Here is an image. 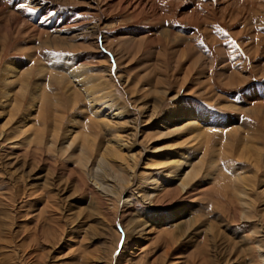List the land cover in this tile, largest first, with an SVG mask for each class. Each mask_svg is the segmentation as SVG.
I'll list each match as a JSON object with an SVG mask.
<instances>
[{
	"label": "rangeland",
	"instance_id": "rangeland-1",
	"mask_svg": "<svg viewBox=\"0 0 264 264\" xmlns=\"http://www.w3.org/2000/svg\"><path fill=\"white\" fill-rule=\"evenodd\" d=\"M0 5V130L17 131L30 103L31 92L22 113L6 125L2 79L14 60L29 67L30 91L40 78L47 91L33 128L40 123L36 131L49 136L54 112L63 137L87 106L83 90L94 88L100 95L106 89L79 85L74 106L66 89L39 73L46 59L74 56L96 65L89 74L104 78L107 91L134 116L136 107L154 109L155 120L143 125L133 152L141 157L139 175L157 171L181 151L188 160H203L189 194L143 202L131 189L133 204L122 208L118 197L95 191L78 163L80 151L70 158L41 148L42 136L34 143L0 141V264H261L254 249L263 234L253 231L264 226V0H0ZM13 18L24 20L26 30ZM61 29L79 36L69 40L75 48L47 43ZM255 107L261 110L253 113ZM184 108L232 120L238 131L211 129L205 142L177 148L185 137L166 130L155 134L154 128ZM90 133L104 141L97 129L90 127ZM246 150L258 151L261 164L251 219L240 215L231 186L234 175L255 172L237 154Z\"/></svg>",
	"mask_w": 264,
	"mask_h": 264
},
{
	"label": "bare ground",
	"instance_id": "bare-ground-1",
	"mask_svg": "<svg viewBox=\"0 0 264 264\" xmlns=\"http://www.w3.org/2000/svg\"><path fill=\"white\" fill-rule=\"evenodd\" d=\"M31 4L37 5V7L41 6V4L35 3V1ZM16 15L18 16L15 12V16ZM19 19L20 18H13L14 23L23 26L24 29L27 28L28 25L23 24L24 20L21 21ZM66 26H70V24H67ZM62 29L59 30L61 32L57 34H55V32L50 34V36L48 35L47 38L49 42L47 43L55 48L66 47L73 49L74 45L72 42L70 43L69 40L70 38H77L79 36L75 33L71 36L72 32H74L70 30L71 28L68 30ZM91 30L93 32L94 29ZM38 33L40 34V31ZM47 46L49 45L47 44ZM57 58L46 59V65L43 64L41 67L39 65V73L41 75L45 74L49 79L55 80L58 85L60 84L63 89H66L65 91L70 93L69 101H71L70 103L72 105L75 106L79 102L77 99V91L81 86L95 85V88L100 89L101 84L102 86L105 84V90L100 89V91L98 89L100 93L102 91L104 92L97 95L99 94L96 92L97 89L94 91L93 88L94 92L92 90L89 91V88L87 89L88 91L83 90L82 93L86 95L87 106L82 108L84 110H82L83 112L81 116L77 117V119L72 122L73 127L69 128L63 137H61L59 122L56 120L54 112L52 114L54 126L51 130V134L46 136L44 133H40L39 130L36 131V128L41 126L40 123H38L37 126H34V132V120L32 119L36 120L41 118L45 105V98L47 97L45 93L47 91L41 78L38 84H36L32 88V91H30L29 81L31 77L29 75H31V73L28 69L29 67L19 64V61L10 60L5 66L2 79L4 85L2 91V97L4 99L3 104L5 106L4 110L8 111H5L7 113L6 125L12 124L22 113L27 98L26 95L29 92H31L29 94L30 103L27 106L26 117H24V122L21 127H18L17 131L14 130V132H9L4 129L3 131L0 130V141L8 142L12 139L19 138L21 141L34 143L42 136L39 143L41 148L42 146L47 145L46 147L49 151H55L57 154L61 155H68L70 158L75 156L74 153L71 154V152L80 151L78 163L86 171L84 172L89 176L90 182L95 191L100 195L109 198L115 199L118 197L116 202L119 203V206L122 208H126L133 204V201L128 194L131 189H134L138 195H140L143 202L158 201L164 199L168 195H173V193L189 194L190 190L198 184V176L201 171H203V160L200 159V157H197L194 160H188L187 153L181 151L177 153V156L175 157L166 158L162 167L159 166L157 171H143L144 173L140 175L137 173L138 162L141 161V157L138 156L139 152L138 154H134L133 152L139 145L138 134L142 133L141 129L145 127L143 125L151 124V122L155 120L156 113L154 109L143 111L141 107H136L133 110H136L138 115L134 116L132 109L115 97L116 95L113 91H107V89L109 90V87L104 78L98 79L96 76H91V74H89L97 71L96 68L98 67L96 65L92 66L85 64L83 63V60L74 56L73 58L69 57L67 59ZM108 76L109 75L107 74L106 77ZM49 83L50 85L52 84V82L49 81L48 85ZM49 96L51 97V95ZM57 96H59V94H57ZM259 109V107H255L252 108V111L255 113L256 110ZM90 127H92L93 130L94 128L97 129L101 133V136L104 138L102 143L98 140L96 142L97 138L95 134L92 135L93 132L90 133ZM154 129L155 134H161V130H166L167 135H181L185 137V140H183L177 148L188 144L195 146L198 143L205 142L206 133L211 132V129H231L228 131L231 134H236L238 131L235 127V122L232 120L219 118L209 112H205V110L192 112L186 109L175 112L171 116H166ZM163 134L164 133H162V136ZM253 150L250 152H247L246 150L247 153L244 154L247 157H244L242 151V153L240 152L242 155H240V153L237 154H239L240 159L251 161L254 165L253 168H255V172H253V174L251 173L252 176L247 175V173L236 174L231 180V186L235 191L236 205H238L237 208L239 207L240 215L246 219L253 218V210L256 202L254 195L257 191L254 179H256L261 172L260 153ZM143 151H145V149H143ZM141 152L142 151H140V153ZM239 156L237 157L239 158ZM261 188L262 195L264 196V178L262 180ZM263 218L264 216L262 217V220H264ZM253 234H263L255 244L254 250L259 253V262L264 264V226L262 224L259 225L257 231H253ZM250 264H252V262Z\"/></svg>",
	"mask_w": 264,
	"mask_h": 264
}]
</instances>
